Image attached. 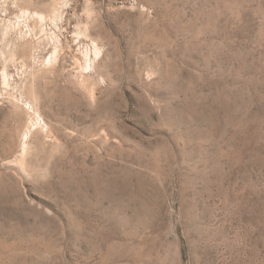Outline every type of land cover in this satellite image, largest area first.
Segmentation results:
<instances>
[{"label":"rangeland","instance_id":"rangeland-1","mask_svg":"<svg viewBox=\"0 0 264 264\" xmlns=\"http://www.w3.org/2000/svg\"><path fill=\"white\" fill-rule=\"evenodd\" d=\"M0 264H264V0H0Z\"/></svg>","mask_w":264,"mask_h":264},{"label":"bare ground","instance_id":"bare-ground-1","mask_svg":"<svg viewBox=\"0 0 264 264\" xmlns=\"http://www.w3.org/2000/svg\"><path fill=\"white\" fill-rule=\"evenodd\" d=\"M26 136V135H25Z\"/></svg>","mask_w":264,"mask_h":264}]
</instances>
